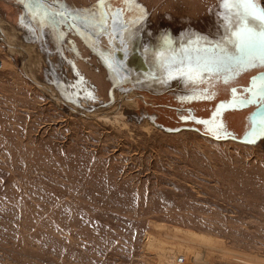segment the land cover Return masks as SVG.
Segmentation results:
<instances>
[{
  "label": "rangeland",
  "instance_id": "374dc122",
  "mask_svg": "<svg viewBox=\"0 0 264 264\" xmlns=\"http://www.w3.org/2000/svg\"><path fill=\"white\" fill-rule=\"evenodd\" d=\"M102 1L0 0V264H180L181 255L184 264H264V146L168 134L150 120L173 123L187 93L174 81L155 89L185 67L168 57L222 42L225 28L218 13L223 35L163 24L141 49L144 21L170 13L202 23L212 0L206 12L175 0ZM41 34L84 65L108 108L84 113L61 83L49 90ZM55 58L69 73L70 59ZM114 82L134 105L110 108ZM154 102L157 113L146 106Z\"/></svg>",
  "mask_w": 264,
  "mask_h": 264
},
{
  "label": "water",
  "instance_id": "95a60500",
  "mask_svg": "<svg viewBox=\"0 0 264 264\" xmlns=\"http://www.w3.org/2000/svg\"><path fill=\"white\" fill-rule=\"evenodd\" d=\"M102 2H104V0ZM175 2H178L177 5L180 7L192 6L195 8L197 7L198 9L203 8V11H206L205 5H208L209 3L207 0H185V2H183L182 0H175ZM261 3L264 4L262 0ZM153 10L151 11L152 13L154 12ZM218 37L221 36L219 35L216 38ZM216 38L212 39L215 40ZM212 39L210 40L214 41ZM71 41L72 40H70L69 42ZM214 45H206L201 48H194L190 51V53H188L185 58H182L183 54L180 56H176V54L178 53H175L173 56L171 55L168 57V59L170 60H167V62H172L173 59L174 61H176L177 59L179 63H182L181 61H186L185 67H181L179 64L178 66H174V73H167V82L164 84L166 90L159 92L164 94L166 93L165 91H169L172 81H174V86H183L181 88L182 91H187V93L183 92L182 94H179L176 98L177 108L174 111V115L177 116L176 118H174L173 123L169 120V122H167V120H164V122H156V119L154 118H143L145 111H147L144 109H140L139 112L141 115L139 114L140 116L137 120H139V123L141 124L147 123L149 125L147 118H150L151 123L156 128L161 129L162 132L168 134H179L184 131H192L215 141H234L243 145L264 146V137H257L255 139V142H249L250 133L252 132V124L249 117L256 111V105H247L242 107L232 106L234 98L250 95L248 90L250 87H252L253 78L255 77L257 79V82H259V75L260 73L264 72V69L255 68L248 71H242L241 74L229 80L227 83H225L224 81L223 73L201 72L200 75L197 76V57H201V63H203L204 58L211 57V52H205L204 49H210ZM184 47H189V45H185L183 46V48ZM197 49H199V51H197ZM66 52L68 51L66 50ZM188 57H191V61ZM186 58H188V60H186ZM72 62L75 64L72 71V77L68 76L65 71L61 70L62 67L60 66V64H57L58 68L53 67L50 71H48L47 74L44 75L46 77L45 80L47 84L49 86L54 84L56 89H58V87L59 89H61V86L57 87L58 83L64 85L66 92H69L71 98H74V100L71 99L72 102H69V104L74 107L80 106L81 109L84 108V113L86 111V107L92 108L93 110H103L105 108H108V105L106 104H109V102L107 103L104 100L102 94H100L101 91L99 86L95 83L93 84V82L83 76V73H80V69L78 68L75 60ZM112 66L115 67L114 65ZM189 67L194 70L192 73V79H189V76L185 75V73L189 72ZM153 68H155V66ZM160 68L162 69V66H160ZM58 70H61V72H59ZM140 73H137L138 77L141 78V80H147L146 78L148 77H146V75L142 73L141 70ZM153 73H156L155 69ZM86 80H88L89 84L86 83ZM108 80H110V78ZM153 83L160 84V82L158 81ZM49 86L47 87L49 88V90H51ZM116 86L114 82L113 85L110 86V90L108 93V96H112V91H114V88H119L117 89L118 95H116V100L110 106V108L114 107L117 102H119V104H121L122 106L127 104L134 105V103H136L133 99L130 100L127 95L121 94V91L125 88H120L117 84ZM90 88L94 93H91ZM133 91H135V89H131V92ZM96 96H100V98H103V100L98 102L99 100H97ZM77 97L80 98L78 99V101H80V103L85 106L82 107V105H79L77 101H75ZM64 101L62 100V102L60 101V103L68 104V101ZM95 102H98L101 106L90 107ZM160 104L161 102H154L153 105L147 103L146 106L151 107L155 110L154 113H157L156 110L161 107L159 106ZM171 109L174 110V108ZM147 114L150 115V112L148 113L147 111ZM153 115L155 116L156 114ZM214 122L222 124L223 129L219 132L215 131L213 128Z\"/></svg>",
  "mask_w": 264,
  "mask_h": 264
},
{
  "label": "snow or ice",
  "instance_id": "6c2138e0",
  "mask_svg": "<svg viewBox=\"0 0 264 264\" xmlns=\"http://www.w3.org/2000/svg\"><path fill=\"white\" fill-rule=\"evenodd\" d=\"M221 7L225 9V36L222 42L204 49L211 52V57L204 58L203 63L202 58L197 57L196 75L201 72L223 73L227 83L242 71L264 69V4L261 0H221ZM193 71L189 67L185 75L192 79ZM248 91L250 95L234 98L232 106L256 105V111L249 117L252 124L249 142H255L257 137H264V72L260 73L259 82L253 78ZM213 128L219 132L223 125L214 122Z\"/></svg>",
  "mask_w": 264,
  "mask_h": 264
},
{
  "label": "flooded vegetation",
  "instance_id": "af4514ba",
  "mask_svg": "<svg viewBox=\"0 0 264 264\" xmlns=\"http://www.w3.org/2000/svg\"><path fill=\"white\" fill-rule=\"evenodd\" d=\"M122 5H123V7H125L126 12H129V14L131 15V12L129 11V9H128L129 7L127 6V4H123V2H122ZM124 5H126V6H124ZM215 7H216V9H215ZM208 8H211V13H210L209 16H207V15L204 16V17H206V20L204 19L202 21V23L201 22H195L194 19L191 18V17L190 18H187V19H183L181 17L179 18V17H176V16H175V18H173V17L170 18V16H171L170 13H165L163 15L162 14H159L154 19L147 18L144 21V23H143L144 24L143 25V28L140 27L141 28V36L138 39L140 40L141 49L142 48H145L147 46H150L152 44H155V41L158 38L159 32H160L163 24L170 25L172 27H179L180 28L182 26L180 24H183L184 22H186L187 25L196 26L197 29L201 30L204 33L206 32L207 35H210V33H208L207 31H210L211 32L214 29H217V33L220 34L221 33L220 32L221 31L220 30V20L218 19L217 13L219 14V17L223 20V17L224 16L222 14L223 7H221V0H212V3L210 5H208ZM151 10H153V8H151ZM212 12H213V14H212ZM134 19L135 18L133 17V20ZM48 21H50V20H48ZM210 29H212V30H210ZM69 45H70V42H69ZM65 47L66 46H64L65 52L64 51L57 52V54H56L57 55L56 56L57 59L59 58L61 60V59H67V58H69V57H67L68 55H66L68 52H66ZM73 50H75V49L73 48ZM86 58H87V56H86ZM141 59H143V58H141ZM70 61H71V65H70L71 66V70H70V72L69 73L66 72V69L65 68H64V71L66 72V74L68 76H71L72 77V75H73L72 74V71H73V67H74L75 64L72 62L73 60L70 59ZM138 62H140V59H139ZM149 62L153 65L151 58H149ZM57 64H59V63H57ZM142 64H143V62L139 66H141ZM82 67L84 68V65ZM94 67L89 68V69H94ZM83 68H81V66H80V69H81L82 73L86 75V72L84 71ZM96 72H98V71H96ZM89 80L91 82L93 81V79H89ZM154 82H157V80L155 79ZM93 83H95V82L93 81ZM160 88H165L166 89V87L164 85L155 86V89H159L160 90Z\"/></svg>",
  "mask_w": 264,
  "mask_h": 264
},
{
  "label": "crops",
  "instance_id": "0c3cea01",
  "mask_svg": "<svg viewBox=\"0 0 264 264\" xmlns=\"http://www.w3.org/2000/svg\"><path fill=\"white\" fill-rule=\"evenodd\" d=\"M45 3V2H44ZM65 34V33H64ZM42 35V34H41ZM66 36H67V34H65ZM70 40H72V39H69L68 41H70ZM67 41L65 40V43H63V45H68V43H66ZM56 43V42H55ZM14 45V44H13ZM41 45H42V49H43V53H42V58L43 59H45V63H46V69L48 70V71H50L51 70V68H53V67H55L56 68V66H57V61H56V54H57V52H62L63 50H62V47L61 46H59V45H57V44H53L54 45V49H52L51 47H50V44H49V41H47V40H45V37L44 36H42V38H41ZM17 46H20V48H22L25 52H27L28 53V50L26 51V48H25V46L26 45H24V44H22V45H17ZM21 46H23V47H21ZM16 49V48H15ZM18 50H20V49H18ZM27 57L29 58V56L27 55ZM52 58L54 59V60H52ZM18 61H20V60H18ZM44 62V61H43ZM42 72L44 73V71L42 70ZM47 74V73H46ZM45 75V74H44ZM46 81V80H45ZM47 83V82H46ZM49 86V85H48ZM50 87V86H49Z\"/></svg>",
  "mask_w": 264,
  "mask_h": 264
},
{
  "label": "built area",
  "instance_id": "2783aa9c",
  "mask_svg": "<svg viewBox=\"0 0 264 264\" xmlns=\"http://www.w3.org/2000/svg\"><path fill=\"white\" fill-rule=\"evenodd\" d=\"M177 261L180 263V264H184L186 263V256L184 255H181L178 257ZM192 264V263H191ZM193 264H196V263H193Z\"/></svg>",
  "mask_w": 264,
  "mask_h": 264
}]
</instances>
